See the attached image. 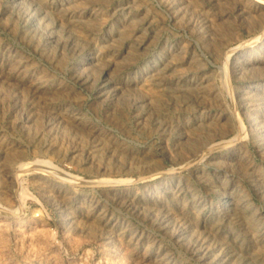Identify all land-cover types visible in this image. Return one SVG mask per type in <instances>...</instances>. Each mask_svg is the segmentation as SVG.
I'll return each mask as SVG.
<instances>
[{
  "label": "rangeland",
  "instance_id": "rangeland-1",
  "mask_svg": "<svg viewBox=\"0 0 264 264\" xmlns=\"http://www.w3.org/2000/svg\"><path fill=\"white\" fill-rule=\"evenodd\" d=\"M0 264H264V0H0Z\"/></svg>",
  "mask_w": 264,
  "mask_h": 264
},
{
  "label": "bare ground",
  "instance_id": "bare-ground-1",
  "mask_svg": "<svg viewBox=\"0 0 264 264\" xmlns=\"http://www.w3.org/2000/svg\"><path fill=\"white\" fill-rule=\"evenodd\" d=\"M243 45H246V44H243ZM74 118H76V115H75V117ZM212 148H213V146H210V147H207V148H205L204 150H203V153L205 154V153H208L210 150H212ZM38 162V161H37ZM36 162V163H37ZM31 163V162H30ZM28 164V163H26V164H28V165H24L25 167H22L21 168V170L20 171H25L26 169H31V168H36V167H42L43 168V166H38V164ZM34 163V162H33ZM38 163H42L41 161L40 162H38ZM47 167H49V166H47ZM39 169V168H38ZM46 171V170H45ZM36 172V171H35ZM20 174V173H19ZM19 174H18V176H19ZM45 174V173H44ZM16 176V175H15ZM60 176V175H59ZM66 179V178H65ZM20 185H21V182H20ZM22 187V186H21ZM22 189V188H21ZM233 198V197H232ZM230 196L228 197V199L227 200H224L223 202H225L227 205L229 204H232L233 203V199H232ZM22 198H20V200H21ZM23 201V200H22ZM221 202H222V200H221ZM230 206H232V205H230ZM234 207V206H233ZM231 208V207H230ZM240 209H241V207H239ZM228 210V209H227Z\"/></svg>",
  "mask_w": 264,
  "mask_h": 264
}]
</instances>
